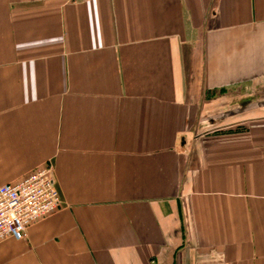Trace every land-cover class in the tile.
I'll list each match as a JSON object with an SVG mask.
<instances>
[{"label":"crops","instance_id":"1","mask_svg":"<svg viewBox=\"0 0 264 264\" xmlns=\"http://www.w3.org/2000/svg\"><path fill=\"white\" fill-rule=\"evenodd\" d=\"M43 165L0 264H264V0H0V186Z\"/></svg>","mask_w":264,"mask_h":264},{"label":"built area","instance_id":"2","mask_svg":"<svg viewBox=\"0 0 264 264\" xmlns=\"http://www.w3.org/2000/svg\"><path fill=\"white\" fill-rule=\"evenodd\" d=\"M61 206L51 168L43 165L15 183L0 186V241L24 239L27 228Z\"/></svg>","mask_w":264,"mask_h":264},{"label":"rangeland","instance_id":"3","mask_svg":"<svg viewBox=\"0 0 264 264\" xmlns=\"http://www.w3.org/2000/svg\"><path fill=\"white\" fill-rule=\"evenodd\" d=\"M214 122V121H213ZM215 122H216V120H215Z\"/></svg>","mask_w":264,"mask_h":264}]
</instances>
